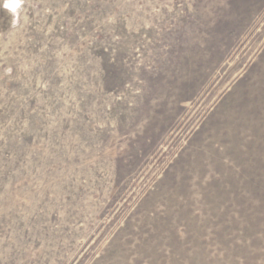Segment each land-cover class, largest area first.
Masks as SVG:
<instances>
[{
  "label": "rangeland",
  "instance_id": "1",
  "mask_svg": "<svg viewBox=\"0 0 264 264\" xmlns=\"http://www.w3.org/2000/svg\"><path fill=\"white\" fill-rule=\"evenodd\" d=\"M0 264H264V0H0Z\"/></svg>",
  "mask_w": 264,
  "mask_h": 264
}]
</instances>
